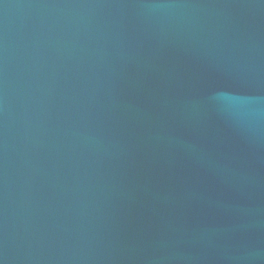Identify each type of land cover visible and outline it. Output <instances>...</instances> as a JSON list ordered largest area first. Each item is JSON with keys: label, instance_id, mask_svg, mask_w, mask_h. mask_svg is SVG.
I'll use <instances>...</instances> for the list:
<instances>
[{"label": "water", "instance_id": "obj_1", "mask_svg": "<svg viewBox=\"0 0 264 264\" xmlns=\"http://www.w3.org/2000/svg\"><path fill=\"white\" fill-rule=\"evenodd\" d=\"M0 264H264V0H0Z\"/></svg>", "mask_w": 264, "mask_h": 264}]
</instances>
